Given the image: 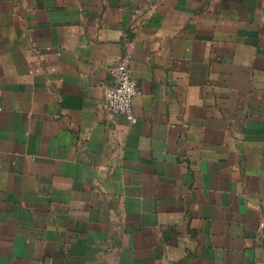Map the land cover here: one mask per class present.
<instances>
[{
  "label": "crops",
  "instance_id": "obj_1",
  "mask_svg": "<svg viewBox=\"0 0 264 264\" xmlns=\"http://www.w3.org/2000/svg\"><path fill=\"white\" fill-rule=\"evenodd\" d=\"M0 264H264V0H0Z\"/></svg>",
  "mask_w": 264,
  "mask_h": 264
},
{
  "label": "built area",
  "instance_id": "obj_2",
  "mask_svg": "<svg viewBox=\"0 0 264 264\" xmlns=\"http://www.w3.org/2000/svg\"><path fill=\"white\" fill-rule=\"evenodd\" d=\"M133 43L129 38L121 42V54L111 69L113 82L105 90L104 109L108 114L123 116L134 121L133 100L138 95V87L130 74Z\"/></svg>",
  "mask_w": 264,
  "mask_h": 264
}]
</instances>
